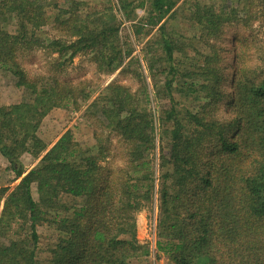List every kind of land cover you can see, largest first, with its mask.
Instances as JSON below:
<instances>
[{
	"label": "trees",
	"instance_id": "obj_1",
	"mask_svg": "<svg viewBox=\"0 0 264 264\" xmlns=\"http://www.w3.org/2000/svg\"><path fill=\"white\" fill-rule=\"evenodd\" d=\"M178 2L0 0V71L25 91L0 106V154L20 179L12 189L0 184V264H140L151 251L137 215L155 207L156 248L171 264H264V55L249 57L252 45L239 39L226 91L227 30L264 22V0H195L189 19L205 43L190 41V53L161 23ZM125 21L142 37L157 30L143 60L152 88L122 38ZM35 50L59 54L57 70L79 54L104 74L133 67L139 87L112 82L91 99L89 81L31 76L22 58ZM85 103L96 143L82 146L67 130L49 148L43 119ZM113 133L124 145L116 167L105 164ZM25 153L39 159L28 171ZM46 225L50 242L40 250Z\"/></svg>",
	"mask_w": 264,
	"mask_h": 264
},
{
	"label": "rangeland",
	"instance_id": "obj_2",
	"mask_svg": "<svg viewBox=\"0 0 264 264\" xmlns=\"http://www.w3.org/2000/svg\"><path fill=\"white\" fill-rule=\"evenodd\" d=\"M96 2H101L102 0H95ZM212 2H218L219 0H210ZM195 0H179L178 5L175 9V12L170 17L166 18L161 22L166 25L168 31L181 43L183 47L186 48V52L192 51L191 42L196 47H200L203 50V44L205 42H200L199 36L201 33V27L193 23L189 19L190 9L194 4ZM140 16L144 15L145 12L142 9L138 10ZM157 30L153 29L148 36H139L135 35L132 29L131 22L125 21L121 27V35L123 39H128L135 51L134 56L141 60V69L146 80L152 88V79L149 77L147 72V64L144 60V49L146 48L147 41L150 38H153L156 35ZM227 36L229 40L226 41V45L229 48L227 53V65H228V74L229 81L226 85V91H232L233 76L232 74L235 71L234 58L236 50V39H239L238 43H246L252 45L249 50V57H258L264 55L262 52L259 53V46L264 47V22L263 20L256 21L252 28L246 29L242 26H231L227 30ZM195 38V41H194ZM205 37H202V40ZM207 49L205 48V51ZM255 54V55H254ZM60 58L59 54L49 55L43 50H35L31 53L26 54L22 58L23 66L26 71L32 76L35 75H56L59 79L70 81L73 84H78L82 81H89V91L91 93V99H94L99 95L104 88L112 82H117L130 86L132 90H136L139 87L137 80L134 78V70L131 67L126 73L121 72L120 69L112 74H104L98 71L97 66L90 60L88 54H79L76 56L72 62H70L62 70H57L55 68V61ZM264 58H262L263 60ZM261 63V61L259 60ZM164 80L163 77H161ZM25 97V91L23 88H18L15 85V80L11 74L7 71H0V106L1 105H10L14 103L21 102ZM151 108L156 112L157 108L160 110L159 103L156 100L153 92L151 93ZM87 106L85 103L80 110H74L73 108H63L56 107L54 108L44 119L39 129V135L44 141L48 144L49 148L64 134L67 130H71L74 134V137L78 143L82 146H91L96 143L94 134H93V122L87 116ZM159 112L156 113V129L155 133L159 143V134L161 131L159 125ZM219 117L225 119L229 117V113L225 108H222L218 114ZM93 121V122H92ZM95 123V122H94ZM112 139V148L113 155H111L105 164L108 166L116 167L117 165L124 162V159L121 157V151H123V143L119 137L113 133L110 135ZM158 151V150H157ZM4 159H7L0 154V184L2 186H8L11 189L14 188L20 181L16 179L14 172L9 167L8 164H4ZM21 162L24 165V169L28 171L32 169L39 163V159L35 158L30 153H25L21 156ZM33 166V167H31ZM36 186L33 187V193L36 195ZM3 205V203L1 204ZM156 217H157V208L155 209H145L138 213L137 215V227H138V238L141 243L149 245L151 254L142 261L140 264H171L169 259L159 254L156 248ZM46 225L39 228L40 241L39 248L47 249L50 242V230L47 229Z\"/></svg>",
	"mask_w": 264,
	"mask_h": 264
},
{
	"label": "crops",
	"instance_id": "obj_3",
	"mask_svg": "<svg viewBox=\"0 0 264 264\" xmlns=\"http://www.w3.org/2000/svg\"><path fill=\"white\" fill-rule=\"evenodd\" d=\"M3 163H4V164H8V161H6V160L4 159ZM31 167H33V166H31ZM30 169H31V168H30ZM30 169H29V170H30Z\"/></svg>",
	"mask_w": 264,
	"mask_h": 264
}]
</instances>
